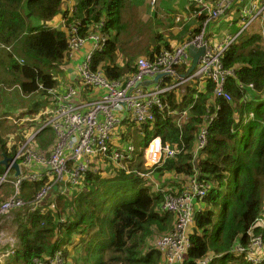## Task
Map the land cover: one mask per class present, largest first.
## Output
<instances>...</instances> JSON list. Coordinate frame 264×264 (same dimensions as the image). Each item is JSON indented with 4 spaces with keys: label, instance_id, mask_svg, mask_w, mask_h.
<instances>
[{
    "label": "trees",
    "instance_id": "16d2710c",
    "mask_svg": "<svg viewBox=\"0 0 264 264\" xmlns=\"http://www.w3.org/2000/svg\"><path fill=\"white\" fill-rule=\"evenodd\" d=\"M66 1L0 0L1 160L14 157L29 137L27 120L43 118L45 114H40L46 105L41 100L54 104L50 90L58 87L57 75L66 72L62 67L69 60V33L51 28L50 22L63 14ZM75 4L73 11L65 10L69 29L75 25L83 37L92 32L109 36L104 49L94 52L91 69L102 71L110 80L135 73L137 55L129 53L121 64L117 62L119 36L127 32L134 16L130 0H76ZM202 20L195 18L170 38L160 35L159 40L155 35L157 44L147 50V59L172 49V40L184 41L197 34ZM233 23L236 33L238 22ZM238 39L223 57L227 68L238 69V78H228L225 86L231 100L215 96L211 81L198 93L195 85L188 84L185 91L177 88L166 94L172 109H185L193 103L181 121L165 118L158 109L153 121L139 123L131 116L123 121L104 158L109 162L113 151L133 143L137 157L129 163L130 172L112 161L100 163L103 167L99 164L89 171L76 190L62 195L52 189L44 202L37 200V194L48 179L25 182L21 196L26 203L14 212L19 246L7 264H37L36 258L45 261L57 250L62 251L64 264H159L161 254L155 242L171 233L176 221L162 205L168 195L180 194L194 176L208 191L195 204L189 229L191 246L179 264H197L207 255L221 264H228L229 259L251 264L232 255L231 249L242 243L248 250L257 237L264 243V39L259 32L242 33ZM203 126L208 128L206 143L197 151ZM155 134L178 151L146 168L143 150ZM10 135L18 141L11 146ZM3 171L0 163V174ZM148 171L149 176L140 175ZM120 193L130 198H120ZM52 204L53 210L44 213ZM30 206H36V211L29 212ZM59 236L67 239V245L82 247L86 255L74 261V251L62 247Z\"/></svg>",
    "mask_w": 264,
    "mask_h": 264
},
{
    "label": "built area",
    "instance_id": "2783aa9c",
    "mask_svg": "<svg viewBox=\"0 0 264 264\" xmlns=\"http://www.w3.org/2000/svg\"><path fill=\"white\" fill-rule=\"evenodd\" d=\"M75 3L76 0H67L64 9L73 11ZM232 8L233 13L237 15L239 29L235 34H229L218 42L214 33L218 26L215 25L222 21L233 23L229 16ZM186 11L189 12L185 17L188 23H192L195 18L203 19L199 24L200 31L172 49L163 50L154 60L139 59L136 72L120 80H110L102 71L91 69L94 52L102 51L107 45L109 36L106 32H92L88 37H83L75 25L68 28L65 15L63 28L50 23L52 28L69 33V60H74L76 53L85 44L90 43L91 49L76 66L77 84L50 90L53 108L41 114L49 117L40 128L52 129L55 132L56 136L49 151L37 147L36 141L28 138L23 146L21 145V154L12 157L9 166L0 174V189L7 183L14 187V193L0 202V215L25 204L20 194V188L25 182L48 179L37 194V200L44 202L49 198L52 189L57 188L60 193H66L68 188L79 185L84 176L97 169L100 163L110 164L112 161L115 164H129L134 161L137 152L135 153L136 148L131 142L113 151L109 162L105 160L104 155H107L109 143L119 135L123 121L130 116L139 123L150 122L154 120L155 110L158 109L165 113V118L172 117L180 121L185 118L193 103L185 109H172L166 102L168 92L177 88L185 91L186 85L193 84L198 93L204 90V84L211 81L215 84V96L232 99L225 86L228 78H238V69L227 68L223 57L252 24L256 21L264 24V0H187ZM99 27H103V22ZM190 46L203 47L205 50L191 74L188 73L192 64ZM20 62L24 63V60L20 59ZM159 74H162V77L156 79ZM169 78L172 79L171 82L167 81ZM239 85L242 87V83ZM92 91L94 96H84ZM197 97L196 95V99ZM250 117H253V114ZM212 119L211 117L209 123ZM207 133L208 128L203 126L198 137L197 151L205 146ZM177 151L170 145H164L161 136L155 134L144 147L145 163L150 167L157 166L165 156H173ZM15 162L20 167L18 176H15ZM123 169L130 172L129 168ZM157 184L156 182L155 186ZM207 191L208 187L194 176L180 194L167 196L162 208L173 213L176 221L171 233L155 242L164 264H179L185 259L191 246L189 229L196 212L195 204ZM53 207V204L49 206L51 209ZM35 208L33 206L32 211ZM2 227L3 224L0 223V242L6 241L1 237L5 233ZM251 245L247 250L238 243L231 252L242 256L251 264L263 263L264 243L261 237L252 240ZM11 250L14 252L15 248L12 247ZM61 257L62 253L57 252L53 258H49L51 264H62ZM211 260L206 256L198 259L197 264H208Z\"/></svg>",
    "mask_w": 264,
    "mask_h": 264
},
{
    "label": "rangeland",
    "instance_id": "374dc122",
    "mask_svg": "<svg viewBox=\"0 0 264 264\" xmlns=\"http://www.w3.org/2000/svg\"><path fill=\"white\" fill-rule=\"evenodd\" d=\"M134 5H135V10H134V16L132 20V24L127 30V32L123 33L122 35L119 36V48L121 52H119L117 56V62L122 63L124 60L127 59V54L133 53L137 55L138 60L139 59H147V50L148 49H153V47L157 44V41L155 39V35L157 36V39H161L159 37L160 35L164 38H170L172 35V32L177 35L179 31L182 29V25L184 24V19L186 16H188V11L184 12V14H180V11L176 10V7L173 4H177L179 7H181V4L184 2L183 8L187 4V0H156L155 4L150 5L149 0H133ZM152 8V9H151ZM180 14V15H179ZM230 18L233 20H236L237 15L233 13V8L229 12ZM33 23H36V25L40 24L39 20L32 19ZM228 26V27H224ZM260 26V27H259ZM264 24L262 25L260 21H256L254 24H252L244 33V35H250L252 33L259 32L262 34L263 39H264ZM234 23H231L227 25V23H222L219 25L218 29L216 30L215 33V40L216 41H222L225 36L229 34H235L234 31ZM185 41V40H184ZM184 41L174 39L171 41L172 43V48L183 43ZM161 53V52H160ZM160 53L156 54L158 56ZM137 60V59H136ZM135 60V61H136ZM59 77V76H58ZM43 105H46L43 107V109L49 108L51 105H48L47 100H41ZM29 103V102H27ZM53 107H51L52 109ZM26 109V107H25ZM50 109V110H51ZM49 111V110H48ZM27 126L30 129L28 132L31 133L33 130L37 129L39 126H42L45 122L44 119H39L38 122L36 123V127L33 125L32 120H27ZM32 123V124H31ZM16 136V135H15ZM55 132L52 129H48L45 131L43 134L39 136L41 146L46 147L45 150L49 151L51 144L53 140L55 139ZM7 137V136H6ZM13 135H10V141L8 143L9 146L12 144L16 143ZM25 142V141H24ZM24 144V143H23ZM22 144V146H23ZM53 145V144H52ZM145 145V144H144ZM22 146L18 149L17 154H21L20 150ZM143 159H144V164L146 168H152L145 163V154L143 150ZM1 160V159H0ZM19 161V160H18ZM128 163L125 162H120L117 164V167L119 168H129ZM103 167V165H102ZM130 169V168H129ZM4 171H5V166H4ZM3 171V172H4ZM151 171H148L150 173ZM141 173V172H140ZM128 186H132V184H128ZM134 186V185H133ZM140 186H143L140 184ZM14 192V187L11 184H4L1 189H0V201L5 200L9 195ZM121 194V193H120ZM21 195H22V189H21ZM122 195V194H121ZM100 200H103L104 198L102 196H99ZM130 198L129 195L127 196H121L120 198ZM117 200L113 203L116 205ZM20 208V207H19ZM18 209V208H15ZM15 209H10V211L5 214V215H0V223L3 224V231L5 232L1 237L5 239L2 244H0V261L2 264L6 261H10L12 256L8 255L12 250L11 248L14 247L15 249L19 246V238L17 236L16 230H17V225L14 219L16 218V215L14 214L15 211H19L21 209L15 210ZM112 216V213H111ZM174 223V221H173ZM60 242L62 244V247H67L69 246V249L74 253L71 254V256L74 258V261L76 260L77 256H80L81 258L86 255V251L83 250V248L77 249V247L73 245H67V239L59 236ZM84 239H88L85 234L83 235ZM73 241H76V239H73ZM100 244H97L95 247L99 248ZM214 256L212 255V261L209 264H221V261L218 258H213ZM163 262V258L161 256V260L159 264ZM76 264H79L78 262L75 261ZM87 262V264H89ZM241 260H235V261H230L228 264H240ZM63 264V263H62Z\"/></svg>",
    "mask_w": 264,
    "mask_h": 264
},
{
    "label": "crops",
    "instance_id": "0c3cea01",
    "mask_svg": "<svg viewBox=\"0 0 264 264\" xmlns=\"http://www.w3.org/2000/svg\"><path fill=\"white\" fill-rule=\"evenodd\" d=\"M165 1V0H164ZM171 1V0H170ZM130 2H131V9H132V12H133V14H135L134 13V10H135V5H134V1L133 0H130ZM172 2V1H171ZM151 4V0H149V4L148 5H150ZM175 7H176V10L178 11H180V14H184V9H185V7L183 8V6H184V2H183V4H181V7H179L177 4H173ZM152 9V8H151ZM64 19H63V15L62 14H60V15H58L53 21H52V23H55V24H58V25H60V26H62V28L64 27ZM188 23V22H187ZM222 23H226L225 21H222V22H218V24L217 25H215V26H218L219 27V25H221ZM239 25V24H238ZM238 25H236V27L238 26ZM218 27H217V29H218ZM225 28L226 27H228V26H224ZM263 28H264V26H263ZM90 49H91V44L90 43H88V44H85L84 46H83V48L79 51V52H77L76 53V58L74 59V60H68V63H67V65H65V67H62V70L63 71H65L66 70V72H63V73H59L58 75H57V80H58V87H62V86H66V85H72V84H77V75H76V66H77V64L84 58V56L86 55V53L88 52V51H90ZM72 72H74V74H75V76L74 77H72ZM59 76V77H58ZM95 95V93H94V91H92V92H90L89 94H86V95H84L85 97H90V96H94ZM51 107H53L52 105L49 107V108H47V109H45V111H48V110H50L51 109ZM43 113V112H42ZM41 113V114H42ZM40 114V115H41ZM44 117V116H43ZM39 119H43V118H39V117H37L36 118V120H34V124H36L37 122H38V120ZM39 145L41 146V142L39 141V142H37L36 143V146L37 147H39ZM41 147H43V148H45L46 149V147H44V146H41ZM136 160V159H135ZM129 165V164H128ZM76 239V238H75ZM77 240V239H76ZM4 241H2V242H0V244H2ZM69 247V246H68ZM163 264H164V261H163Z\"/></svg>",
    "mask_w": 264,
    "mask_h": 264
},
{
    "label": "clouds",
    "instance_id": "9594fccd",
    "mask_svg": "<svg viewBox=\"0 0 264 264\" xmlns=\"http://www.w3.org/2000/svg\"><path fill=\"white\" fill-rule=\"evenodd\" d=\"M155 2H156V0H155ZM155 2H152V0H151L152 5H154ZM64 5H65V3H64ZM184 11H185V9H184ZM62 15H65V9H64ZM179 15H180V14H179ZM132 20H133V19H132ZM50 23H51V22H50ZM131 24H132V23H131ZM189 24H190V23H187V22L185 21V19H184V24L181 26L182 29H183L184 27H186L187 25H189ZM51 28H52V27H51ZM182 29H181V30H182ZM160 52H162V51H160ZM160 52H158V53H160ZM158 53H157V54H158ZM155 58H156V57H155ZM155 58H154V59H155ZM154 59H153V60H154ZM56 78H57V77H56ZM51 105H52V104H51ZM52 106H53V105H52ZM48 117H49L48 115H46V114L44 115L43 119L45 120V122L48 120ZM45 122H44V123H45ZM43 125H44V124H43ZM43 125H42V126H43ZM42 126H39L37 129H35V130H33L31 133H29V134H28V136H29L28 138H33V139L36 141V143L39 142V141H40L39 136H40L41 134H43L45 131L48 130V129H42V130H40V128H41ZM28 138H27V139H28ZM39 147H41V146L39 145ZM41 148H43V147H41ZM44 149H45V148H44ZM3 159H4V158H3ZM3 159H2V160H3ZM9 159H11V158H9ZM2 160H1V161H2ZM5 167H6V166H5ZM15 170H16V169H15ZM15 173H16V172H15ZM15 176H16V175H15ZM78 186H79V185L68 188V189H67V192L64 193V194L60 193V191H59V193L62 194V195L69 194L71 191L76 190ZM54 190L57 191V190H59V189L55 188ZM13 193H14V192H12V194H13ZM20 194H21V188H20ZM21 197H22V196H21ZM2 201H4V200H2ZM24 201H25V200H24ZM25 203H26V201H25ZM24 205H25V204H24ZM32 207H33V206H30V207H29V210H28L29 212H34V211H36V208L32 211V209H31ZM35 207H36V206H35ZM49 210H53V209H51V208L48 207V209H47L44 213H47ZM64 220H65V219H64ZM241 244H242V243H241ZM14 252H15V251H14ZM14 252L11 251L8 255L12 256V255L14 254ZM57 252H61V253H62L61 250H57V251L54 252L53 255L45 257V261H42V260H39L38 258H36V259H35V263H37V264H51L49 258H53V257L56 255ZM232 255H234V256H236V257H240L239 255H235V254H233V253H232ZM207 256H208V255H207ZM205 257H206V256H205ZM208 257H210V258L212 259V255H210V256H208ZM61 258H62V260H63V254H62V257H61ZM244 259H245V258H244ZM212 260H213V259H212ZM212 260H211V261H212ZM245 260H246V259H245ZM211 261H210L209 263H211ZM246 261H247V260H246ZM7 262H8V261L4 262L3 264H7ZM247 262H248V261H247ZM263 262H264V261H263ZM63 263H64V260H63ZM209 263H208V264H209ZM249 263H250V262H249ZM0 264H2L1 261H0Z\"/></svg>",
    "mask_w": 264,
    "mask_h": 264
},
{
    "label": "water",
    "instance_id": "95a60500",
    "mask_svg": "<svg viewBox=\"0 0 264 264\" xmlns=\"http://www.w3.org/2000/svg\"><path fill=\"white\" fill-rule=\"evenodd\" d=\"M204 52H205V50L203 47L202 48H196L194 46L189 47V53L192 56V64H191L189 71H188L189 74H191L194 71V69L196 68V66L198 64L199 57L202 56L204 54ZM74 76H75V74H74V72H72V77H74ZM160 77H162V74H159L156 77V79H159ZM10 161H11V159L4 157V159L0 163L3 164L4 166L8 167ZM14 168L16 169L15 175L18 176L20 173V167H19L17 162L14 163Z\"/></svg>",
    "mask_w": 264,
    "mask_h": 264
}]
</instances>
